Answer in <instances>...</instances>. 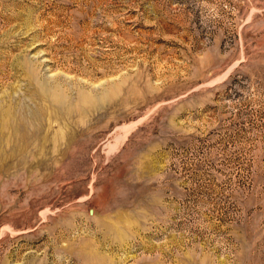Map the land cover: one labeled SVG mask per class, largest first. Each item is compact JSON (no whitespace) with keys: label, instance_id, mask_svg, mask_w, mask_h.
I'll return each instance as SVG.
<instances>
[{"label":"rangeland","instance_id":"rangeland-1","mask_svg":"<svg viewBox=\"0 0 264 264\" xmlns=\"http://www.w3.org/2000/svg\"><path fill=\"white\" fill-rule=\"evenodd\" d=\"M0 100V264H264V0H0Z\"/></svg>","mask_w":264,"mask_h":264},{"label":"bare ground","instance_id":"bare-ground-1","mask_svg":"<svg viewBox=\"0 0 264 264\" xmlns=\"http://www.w3.org/2000/svg\"><path fill=\"white\" fill-rule=\"evenodd\" d=\"M41 88H42V93H44L45 97L47 99H49L50 96H51V93H52V86L49 83L44 82L43 85L41 86ZM54 95H57V94H54ZM20 100H22V99H20ZM57 100H58L57 101V105L59 106L58 107V109H59L60 107L64 106V99L60 98V99H57ZM1 103H3L2 100H0V126H2V122L1 121H3L2 120V116L4 117V115H6L9 118H11V120H13L11 122H13L14 125H16V123H18V120L21 117L22 118H26V119H33V120H38L40 118L39 111L37 109H34V108L30 107V105L18 106L17 104L16 105L12 104L11 106L8 107L9 108L8 110H4L3 107H2L3 104H1ZM39 110H40V108H39ZM5 124H7V123H5Z\"/></svg>","mask_w":264,"mask_h":264}]
</instances>
